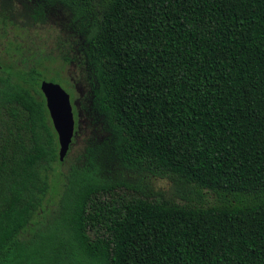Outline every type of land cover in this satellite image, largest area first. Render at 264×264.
Returning <instances> with one entry per match:
<instances>
[{"label": "trees", "instance_id": "obj_1", "mask_svg": "<svg viewBox=\"0 0 264 264\" xmlns=\"http://www.w3.org/2000/svg\"><path fill=\"white\" fill-rule=\"evenodd\" d=\"M51 8L90 134L60 160L41 82L66 80L7 41L0 264H264V0H0V40Z\"/></svg>", "mask_w": 264, "mask_h": 264}, {"label": "rangeland", "instance_id": "obj_2", "mask_svg": "<svg viewBox=\"0 0 264 264\" xmlns=\"http://www.w3.org/2000/svg\"><path fill=\"white\" fill-rule=\"evenodd\" d=\"M49 21L47 24L37 27L35 29H18L10 32L8 38L5 41L0 40V53H6V42L13 41V46L9 49L10 54L17 56L15 52V45H20V54L26 60V63L41 62L39 68L47 71L59 72V74L66 80V83L60 80H50L60 83L71 95L74 106L78 108V102L76 98H79L84 91V86L81 82V72L75 66L69 65L59 56L58 43L63 36L64 25L69 19V15L58 8H51L49 10ZM79 133L75 136V141L70 148V155L79 152L83 146L87 135L90 134L89 122L83 115L79 114ZM72 158V157H71ZM56 171L50 173L51 188L45 204V211L41 216H46L48 212L53 208L54 201L57 199V194L63 183L62 173L67 171L68 164L61 163L55 165ZM169 181L166 179H157L154 181L156 188H167ZM205 203H214L215 194L205 191L204 197ZM180 200V198H176ZM182 202H186L182 198Z\"/></svg>", "mask_w": 264, "mask_h": 264}, {"label": "water", "instance_id": "obj_3", "mask_svg": "<svg viewBox=\"0 0 264 264\" xmlns=\"http://www.w3.org/2000/svg\"><path fill=\"white\" fill-rule=\"evenodd\" d=\"M41 91L58 135L59 158L63 161L75 136L76 119L70 93L57 82L42 80Z\"/></svg>", "mask_w": 264, "mask_h": 264}]
</instances>
